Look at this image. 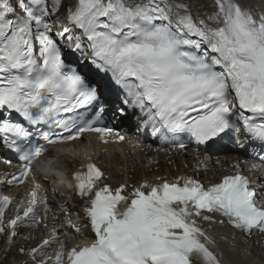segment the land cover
I'll return each instance as SVG.
<instances>
[{
	"label": "snow or ice",
	"instance_id": "6c2138e0",
	"mask_svg": "<svg viewBox=\"0 0 264 264\" xmlns=\"http://www.w3.org/2000/svg\"><path fill=\"white\" fill-rule=\"evenodd\" d=\"M16 3L22 15L10 0H0V110L8 114L0 116V140L17 149L18 140L32 135L12 122L13 113L32 125L54 123L61 131L41 132L44 143L21 155L19 174L0 183H23L48 145L78 140L88 132L107 143L105 136L114 132L101 126L102 104L92 119L73 118L77 110L96 103L98 94L75 68L66 70L61 43L71 52L80 51L86 41L91 63L111 73L126 93L123 104L139 109L143 128L159 134L161 143L169 134L174 139L186 133L205 144L228 131H243L264 143V11L254 14L242 0H214L216 11L207 14L206 22L193 13L189 0H77L67 10V23L57 21L62 28L55 33L58 43L46 19V0ZM58 10L53 4L52 12ZM73 29L81 34L73 35ZM116 111L126 114L124 108ZM177 146L187 147L183 142ZM102 177L93 163L86 172L73 174L78 195L88 198L84 211L95 240L72 247L66 264H222L209 247L215 242L200 225L201 220L224 223L214 221L216 214L249 235L254 229L264 233V207L239 173L210 187L182 176L175 183L145 182L128 193L124 185L115 190L101 186ZM40 189L35 184L27 207H18L7 223L11 199L0 196V234L11 230L9 246L19 225L40 221L38 205L47 213V199H38ZM68 224L75 228L73 221ZM56 242L54 258L38 259L49 240L27 253L23 247L18 251L32 264H65L64 242Z\"/></svg>",
	"mask_w": 264,
	"mask_h": 264
},
{
	"label": "bare ground",
	"instance_id": "6f19581e",
	"mask_svg": "<svg viewBox=\"0 0 264 264\" xmlns=\"http://www.w3.org/2000/svg\"><path fill=\"white\" fill-rule=\"evenodd\" d=\"M194 4L193 13L198 15L205 11L215 12L208 0H189ZM251 7L253 12L264 11V0H242ZM68 7L74 6L73 0H63ZM63 8V5H62ZM67 8V9H68ZM214 9V10H213ZM63 15H67L63 11ZM54 16L57 21L67 23L66 17ZM56 29V26H53ZM62 28L57 29L61 31ZM75 33L74 29L72 34ZM107 143H103L97 135L89 134L85 140L69 144L65 150L51 152L50 157L38 159L33 166L42 173H35L28 177L24 185L12 187L0 196H8L11 203L5 210V223L15 218L18 207H27L31 199L30 193L35 184H40L39 198H46L48 209L45 214L43 206H37L40 221L33 224L26 221L18 226L17 235L9 246L8 236L11 230L0 234V264H32L29 256L21 254L18 249L23 247L25 253L39 247L45 240L52 241L44 249V257H55L59 250V243L64 242L65 254L74 246L84 244L88 237L83 232H76L75 228L87 225L85 215L87 197L81 198L75 188L76 181L73 174L86 172L87 165L93 163L103 173L100 184L115 190L121 185L125 192H131L134 187L148 184H161L165 180L175 183L182 176L192 177L205 187L219 183L228 175L241 174L248 178L250 186L256 190L257 199L264 205V165L253 159L241 156L234 151L212 154L199 152L193 148L178 149L175 147L157 148L143 145L133 136L126 135L124 140L118 136L109 135ZM220 146L218 149H221ZM253 164L259 165L253 169ZM17 166L0 165V178L9 176ZM148 191L147 188L144 189ZM63 206V209L61 208ZM22 215V212L20 213ZM214 221H220L214 216ZM71 220L75 228L68 224ZM201 227L215 242L210 246L221 260L227 264H264V233L245 235L241 230L234 229L225 223L200 221ZM56 229L55 233L53 229ZM48 264H54L49 261Z\"/></svg>",
	"mask_w": 264,
	"mask_h": 264
},
{
	"label": "rangeland",
	"instance_id": "374dc122",
	"mask_svg": "<svg viewBox=\"0 0 264 264\" xmlns=\"http://www.w3.org/2000/svg\"><path fill=\"white\" fill-rule=\"evenodd\" d=\"M64 7H65V5H64ZM66 8V7H65ZM67 9V8H66Z\"/></svg>",
	"mask_w": 264,
	"mask_h": 264
}]
</instances>
